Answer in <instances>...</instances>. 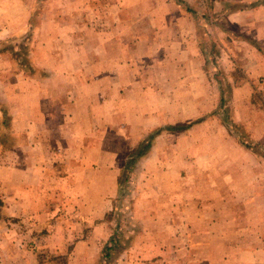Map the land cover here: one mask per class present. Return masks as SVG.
I'll use <instances>...</instances> for the list:
<instances>
[{
  "label": "crops",
  "instance_id": "0c3cea01",
  "mask_svg": "<svg viewBox=\"0 0 264 264\" xmlns=\"http://www.w3.org/2000/svg\"><path fill=\"white\" fill-rule=\"evenodd\" d=\"M117 2L122 11L139 15L136 20L145 18L150 23V28L142 34L138 33L136 41L131 42V45L127 29L128 19L112 20L111 18L108 21L110 26L97 32L105 40L101 44L90 42V45L93 42L94 44L89 45L92 49L89 53V62H85V65L73 63L72 73L66 72L65 66H57L58 71L59 69L61 71L47 74L50 76L36 81L39 88L35 90L32 89L34 80L29 83L24 82L26 89L23 92L18 90L23 80L15 79L8 82L0 76V103L8 107L10 118V124L4 126L3 136L0 139V149L3 144L6 147L0 153V197L3 198L4 203L0 207V264H20L26 252L25 259L32 258L33 250L29 248L33 245L32 240L35 243L39 242L41 235H44L43 231L49 233L50 229L62 223L59 215L69 211L53 203L67 193L66 189H61V184L66 186L67 182L77 181L84 175L82 181L89 183L85 190L94 196V204L92 203L87 213L100 217L111 208L114 196V164L115 161H120L121 155L128 150L129 140L132 138V142L136 143L146 132L160 127L165 123L167 118L165 112H167L170 115L168 117L170 127L164 128L166 129L164 131L157 129L155 132L157 134L153 138L154 146L160 142L162 136L174 133L171 128L175 125L172 122H176V118L184 120L190 117L185 114L186 112L177 114V95L186 93H175V90L166 92L165 88L181 84L187 86L196 82L197 80L193 79L190 73L183 72L178 78L173 76L159 79L155 82V86L159 88L154 94H149L145 99L139 96V101L143 103L146 101L148 105L144 103L138 106L135 104L136 93H133L129 87L133 84V86L147 84V81L142 79V82L140 78H124L126 74L122 76L123 70L129 71L130 68L137 67V70L141 69L147 64L146 55L157 54L159 56L150 59L151 65H157L160 70L163 69V65H168L179 73L187 69L186 65L199 61V56L206 48L212 53L238 55L240 39H244L248 42L246 47L248 53L258 58L253 61L248 59L244 62V67L250 77L261 78L264 81V53L256 45L251 44L248 38L243 36L244 34L235 35L231 30V27L236 25L247 35L250 34L255 40L264 44V6L250 10L255 14L254 22L253 17H250L245 9H233L235 12L232 14L206 15L202 0H117ZM215 2L213 1V4ZM188 8L197 13L193 15L187 11ZM202 14H205V17H202ZM236 14L240 17L236 18ZM259 14H263L262 17H259ZM113 22L118 23L120 27L114 26ZM201 24L207 28L206 31L200 27ZM76 36L83 38L86 34L81 32ZM92 37L94 38L95 35ZM113 37L120 39L121 49L126 53L127 60L120 59L118 67H115L107 56L103 61L96 55L101 54L103 47L105 55L111 56ZM214 37L218 41L215 45L213 43L210 45L208 40ZM130 52L134 55L131 59L137 60L135 64L129 62L131 66L127 62ZM235 65L238 66L237 63ZM40 68L46 67L41 65ZM181 68L182 70H179ZM114 80L120 81L118 94L117 90L113 91ZM230 80V85L234 87L232 98H244L243 101L239 99L241 102L238 104L242 108L246 107L245 101H251L252 81L250 78V82L244 79L242 83L235 82L234 78ZM153 84L154 82L151 85ZM187 93L190 94L191 91ZM241 113L245 118L250 117L249 121L262 117L259 121L261 127L254 128L256 127L254 125L250 126L249 130L252 140L259 142L264 148V140H260L264 132V114L255 111L247 115L245 110H241ZM191 116L199 117V115ZM55 117L58 118L52 123ZM203 124L206 125L200 122L198 125H192L191 128L207 131ZM217 132H223L222 128L219 127ZM228 141L229 139H226L224 143L229 144ZM236 142L232 148L239 149L238 151L242 153L244 147L236 145ZM206 143L204 140L200 142L201 145ZM238 151H235L236 154ZM232 154L233 161H251L252 158H256L255 154L249 156L251 159L243 160L236 158L235 153ZM83 164L94 167L93 171L89 170L82 176L78 175L80 171L77 168ZM58 167L63 170L62 173H57ZM117 172L116 170L115 176ZM215 179L222 183L223 188L214 193L215 202L212 207L198 208L192 205L194 198L205 199L201 191L198 195L185 193L184 196L174 191L172 192L174 195L168 196L170 204L164 208V212L173 213V217L172 219L168 217L167 228L174 231L173 236L176 235L175 231L178 228V233L184 238L182 240V237L180 238V243L184 242V248L178 252L177 248H174L172 253H175V257L178 254L176 258L185 259L183 261L177 259L173 263L264 264V218L258 217V214L264 211V180H259L262 184L258 187L249 185L245 189L234 191L235 196H231L228 188L237 179L224 173L218 174ZM97 182H102L103 186L100 184L102 189L95 193ZM70 190L74 195L80 193V189L75 185ZM182 199L184 201L179 205ZM150 210L158 212L156 206L150 207ZM178 212L185 215V221L175 220V214ZM209 214L217 215V220L209 217ZM242 214H249L247 221ZM222 215H228L232 220H221ZM179 222L180 225L177 226L176 223ZM151 224L152 227L143 233H149L146 237L152 239V242L149 239L144 241V234L139 233L138 236L142 240L140 241L142 254L145 253V249L149 252L154 250L156 254L155 257H146L150 258L147 259V263L157 264L160 261L158 256H160L161 238L157 237L156 233L163 225L157 219ZM245 226L247 233L239 231ZM75 228L81 229L80 222ZM210 230H212L211 234L208 233ZM227 231H235L236 235L228 238ZM176 239L177 237L172 239L169 237L170 244L175 245ZM48 241V237L45 238V244H48ZM84 242L82 239L78 240L74 246L84 248L88 243L97 245L93 243V239ZM127 254V251L121 253L114 264H127ZM94 257L97 258L96 255ZM98 257L100 258V255Z\"/></svg>",
  "mask_w": 264,
  "mask_h": 264
},
{
  "label": "rangeland",
  "instance_id": "374dc122",
  "mask_svg": "<svg viewBox=\"0 0 264 264\" xmlns=\"http://www.w3.org/2000/svg\"><path fill=\"white\" fill-rule=\"evenodd\" d=\"M213 1H216L215 4ZM202 2L206 15L232 14L235 12L233 9H245L244 11L253 17L252 21L254 22L256 21L255 14L250 10L264 6V0H202ZM187 11L193 15L197 13L189 8ZM202 15L205 17V14ZM262 15L259 14V17ZM138 16L122 11L117 0H0V76L8 82L15 79L23 80L18 86L20 92L26 89L24 82L28 81L27 83H29L34 80L32 89L35 90L39 88L36 81L49 77L50 75L47 74L61 71L60 69L58 71L57 66H65L64 70L72 73L73 63L78 62L82 65H85V62L88 63L89 53L92 51L89 47L94 42L101 44L105 40L97 32L108 28L110 26L108 21L111 18L112 20L116 18L119 20L128 19L127 29L131 45V42L136 41L138 33L142 34L150 28V23L145 18L136 20ZM238 17L240 15L236 14V18ZM113 24L118 26L116 22ZM200 27H203L205 31L207 29L203 24ZM231 28L235 35L244 34L243 36H246L251 44L256 45L264 53L263 43L255 40L250 34L247 35L236 25ZM208 29L212 31L210 27ZM81 32L86 36L83 38L76 36ZM106 40L110 41L108 38ZM240 40V47L237 48L238 55L235 53L223 55L212 53L206 48L199 56V61L186 65L187 69H179L182 70L179 73L168 65H163L161 70L157 65H151L150 59L159 56L157 54L146 55L145 62L147 64L145 63V67L141 69L137 70V67L130 68L129 71H122V76L124 73L126 74L125 77L123 76L124 78H140L142 82V79L147 81V84L136 86L133 84L129 87L133 93H136L134 94L137 96L135 104L138 106L144 103L148 105L146 101L144 103L139 101V96H143L145 99V97H149V94H154L155 90L159 88L155 86V82L159 79L173 76L178 78L179 74H183V72L190 73L193 79L197 80L196 82L189 83L187 86L181 84L175 87H165L166 92L175 90V93H186L177 95V114L186 112L185 114L190 117H187V120L176 118V122H172L175 125L171 128L174 133L162 136L160 142L154 146L155 139L153 140V138L157 134L155 133L157 129L164 131L166 130L164 128L170 127L168 124L170 115L167 112H165L167 114L165 123L160 127L149 130L139 137L136 143L132 142V138L129 140L128 150L121 155L120 161H115L114 164V196L111 208L100 217L87 213V210L91 209L92 203L94 204V196L85 190L89 183L82 181L84 176L82 174L89 170L93 171L94 167H90L88 164L78 167L77 169L80 171L78 175L82 177L77 181L67 182L66 186L61 184V189H66L67 193L53 202L55 206H62L69 213L64 212L59 215L62 223L50 229L49 233L43 231L44 235H41L39 242L35 243L32 240L33 245L29 248L33 250L31 253L33 257L25 259L27 258L26 252L24 260L20 264H114L124 251L128 253L127 264H148L147 259L155 257V251L149 252L145 249V253L142 254L140 247L142 240L139 239L138 234H144V241L149 239L152 242V239L146 237L149 233L143 232H147L148 228L152 227L151 223L154 219L163 225L162 229L159 228V232L156 233V236L161 238L160 256H158L160 261L157 264L160 262H162L161 264H174L173 261L177 259L183 261L185 258H176L178 254L175 257V253H172L174 248H177V252L184 248V242L180 243L182 235L178 233V228L175 231V236H173L174 231L167 228L168 217L172 219L173 213H165L164 208L170 204L168 196L174 195L172 192L178 191L184 196L185 193L198 195L201 191L205 199L194 198L192 205L198 208H209L214 205V193L216 194L218 189L223 188L222 183L215 179L218 174L224 173L226 176L237 179L228 188V191H231V196H235L233 193L236 190L245 189L249 185L258 187L262 184L259 180H264V148L259 145V142L257 144L252 140L249 130V127L254 125L256 126L254 128H260L259 121L262 120V117L249 121L250 117L249 119L245 118L241 110H245L247 115L249 112L253 114L255 111L264 114V81L261 78L249 76L244 62H247L248 59L253 61L258 58H255L254 54L248 53L246 48L248 42L244 39ZM92 41L94 42L90 45ZM111 41V56L105 55L103 47L101 54L96 55L99 56V60L103 61L107 56L112 64L118 67L120 59H126V53H124V49H121L119 38L113 37ZM216 41L218 39L214 37V39L210 38L208 43L215 45ZM130 45L129 49H131ZM128 56L127 62L132 61L135 64L137 60L131 59L134 55L130 52ZM194 56L197 57V55ZM41 65L46 68H40ZM171 73L175 74L171 75ZM204 75L206 76L204 77ZM231 78H234L237 83H242L244 79L248 82L252 81L251 101H245L246 107L242 108L238 104L244 98H232L234 87L230 85ZM153 82L154 84L151 85ZM119 84V80H114L113 91L117 90V94L120 88ZM187 91H191V93L188 94ZM8 111V107L0 103V115L2 116L0 117V139L3 136L4 126L10 124ZM191 115H199V117ZM57 118L52 119V123ZM200 122L206 123L207 126L203 125L207 131L191 128L192 125H198ZM219 127L223 132H217ZM135 136L137 137L136 134ZM263 137L264 132H262L260 140H264ZM226 139H229V144L224 143ZM201 140L207 143L201 145ZM174 141L175 143H173ZM235 142L236 145L244 147L242 153L238 151L239 149L232 148ZM216 145H218L217 148ZM4 148L6 147L3 144L0 153ZM235 151H238L237 154ZM232 153L236 154V158L243 160H249L251 159L249 156L255 154L256 158H252L251 161H233ZM116 170L118 172L115 176ZM62 171L58 167L57 173H62ZM100 184L103 186L102 182H97L95 193L102 189ZM55 185L57 186V184H51V186ZM74 185L80 189L78 195H74V192L70 190ZM183 201L184 199L178 204L182 205ZM3 204V198L0 197V207ZM152 206H156L158 212L150 210ZM248 209L250 208L248 207ZM208 216L217 220V215L209 214ZM242 217L247 221L249 214H242ZM258 217L264 218V211L258 214ZM175 220L185 221V215L178 212L175 214ZM221 220L228 221L232 218L222 215ZM79 222L80 230L75 228L78 227ZM176 224L179 226L180 222ZM211 231L208 233L211 234ZM213 231L215 232V230ZM239 231L248 232L246 226ZM235 235V231L226 233L228 238ZM47 237L49 241L48 244H45ZM169 237L170 239L177 237L175 245L170 244ZM81 239L83 242L93 239V243L97 245L88 243L85 245V249L75 247V243ZM182 239L184 238L182 237Z\"/></svg>",
  "mask_w": 264,
  "mask_h": 264
}]
</instances>
